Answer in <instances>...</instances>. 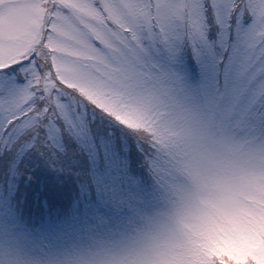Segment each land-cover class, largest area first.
Listing matches in <instances>:
<instances>
[{"label": "snow or ice", "instance_id": "snow-or-ice-1", "mask_svg": "<svg viewBox=\"0 0 264 264\" xmlns=\"http://www.w3.org/2000/svg\"><path fill=\"white\" fill-rule=\"evenodd\" d=\"M16 7L28 11L22 22L0 9V205L15 214L10 202L27 176L36 177L29 203L65 208L77 183L88 177L92 191L96 175L100 199L88 210L104 230L34 264H114L110 243L134 233L186 179L179 153L193 141L222 139L264 157V0Z\"/></svg>", "mask_w": 264, "mask_h": 264}, {"label": "rangeland", "instance_id": "rangeland-1", "mask_svg": "<svg viewBox=\"0 0 264 264\" xmlns=\"http://www.w3.org/2000/svg\"><path fill=\"white\" fill-rule=\"evenodd\" d=\"M27 2L0 0V9L15 13L22 22L28 11L16 5ZM59 66L67 73L66 62ZM179 157L186 179L167 188L162 206L134 233L110 243L109 258L114 264H225L228 258L232 263L264 264V157L241 153L222 139L210 144L193 141ZM91 177L99 200L98 177ZM20 179L23 196L10 202L15 214L0 205V264H34L37 258L56 261L103 233L94 211L88 210L93 198L86 187L81 190L88 195L82 196L83 206L72 203L67 215L57 213L29 226L24 211L41 214L34 202H27L28 185H34L36 177Z\"/></svg>", "mask_w": 264, "mask_h": 264}, {"label": "trees", "instance_id": "trees-1", "mask_svg": "<svg viewBox=\"0 0 264 264\" xmlns=\"http://www.w3.org/2000/svg\"><path fill=\"white\" fill-rule=\"evenodd\" d=\"M67 179V178H66ZM92 179V177H91ZM64 181L62 182H59L61 184H63ZM36 183V182H35ZM27 184V183H26ZM28 185V184H27ZM89 185V178L88 177H85V179L83 180L82 183H77L76 185V189L71 193V196H72V203L74 204L75 202H77L80 206H83V201H85V199L83 198L82 199V196L85 197V198H88V195L85 194L83 192V195H82V191L84 190V187H86L87 189H89L88 187ZM29 190V189H28ZM82 190V191H81ZM23 196V193L20 192ZM90 196L91 198H94L95 196V193H94V188L92 191H90ZM27 202H28V198H27ZM72 203L70 205H68L67 207L65 208H61V207H57V209H53L52 211H47V210H44L43 212H41L40 216L37 217L35 216V214L33 215L32 213H30L27 209L24 211L26 214V216L23 217V219L26 220V222L28 223L29 226L33 227L36 223L42 221V222H45L46 221V218L49 216L50 218H53L55 217V214L57 213H60V216H65L67 214L65 213H68L71 211V207H72ZM32 203H30L31 205ZM47 209V208H46ZM42 215V216H41ZM229 259L228 258V261H225L224 263L225 264H245V261L244 262H229Z\"/></svg>", "mask_w": 264, "mask_h": 264}]
</instances>
